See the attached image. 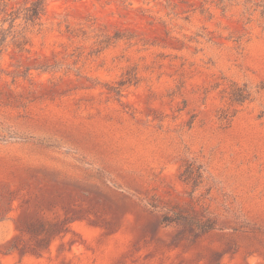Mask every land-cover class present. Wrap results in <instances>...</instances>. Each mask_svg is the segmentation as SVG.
Wrapping results in <instances>:
<instances>
[{"label": "rangeland", "instance_id": "rangeland-1", "mask_svg": "<svg viewBox=\"0 0 264 264\" xmlns=\"http://www.w3.org/2000/svg\"><path fill=\"white\" fill-rule=\"evenodd\" d=\"M0 264H264V0H0Z\"/></svg>", "mask_w": 264, "mask_h": 264}, {"label": "trees", "instance_id": "trees-1", "mask_svg": "<svg viewBox=\"0 0 264 264\" xmlns=\"http://www.w3.org/2000/svg\"><path fill=\"white\" fill-rule=\"evenodd\" d=\"M26 11L25 19L28 22L35 23L36 21H39L45 12L44 1L35 2L32 7Z\"/></svg>", "mask_w": 264, "mask_h": 264}]
</instances>
